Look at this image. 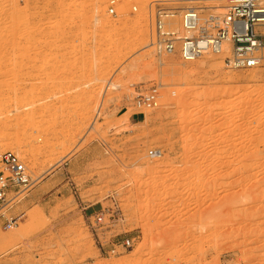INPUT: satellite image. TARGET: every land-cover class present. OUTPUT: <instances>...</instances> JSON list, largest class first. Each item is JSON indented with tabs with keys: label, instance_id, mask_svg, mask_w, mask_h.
I'll return each mask as SVG.
<instances>
[{
	"label": "rangeland",
	"instance_id": "obj_1",
	"mask_svg": "<svg viewBox=\"0 0 264 264\" xmlns=\"http://www.w3.org/2000/svg\"><path fill=\"white\" fill-rule=\"evenodd\" d=\"M228 1L134 0L113 17L110 0H0V157L36 180L17 226L0 221V264H264V62L231 75L225 53L150 47V10ZM153 85L160 107L139 115Z\"/></svg>",
	"mask_w": 264,
	"mask_h": 264
},
{
	"label": "built area",
	"instance_id": "obj_2",
	"mask_svg": "<svg viewBox=\"0 0 264 264\" xmlns=\"http://www.w3.org/2000/svg\"><path fill=\"white\" fill-rule=\"evenodd\" d=\"M123 5H130L132 12L138 11L134 0H110L109 15L117 17V8ZM222 11L210 13L205 8L191 5L178 14L173 9L156 7L149 12L150 47L159 55H178L184 63L209 54L225 53L228 56L225 65L229 70L234 69V63L240 64L239 72L261 66L264 62V0H230ZM173 15H179L180 19L173 22ZM172 27L179 30H172ZM132 106L139 115L157 110L160 107L159 86L136 91ZM149 155L156 159L162 154L152 150ZM35 183L18 154L8 151L0 157V221L5 230L17 226V218L10 216L9 211ZM105 218L106 213L102 210L95 214L91 223L98 239V230L105 224ZM133 243L134 240H127L117 245L130 248Z\"/></svg>",
	"mask_w": 264,
	"mask_h": 264
},
{
	"label": "bare ground",
	"instance_id": "obj_3",
	"mask_svg": "<svg viewBox=\"0 0 264 264\" xmlns=\"http://www.w3.org/2000/svg\"><path fill=\"white\" fill-rule=\"evenodd\" d=\"M173 18L176 19L177 17H176V16L174 17V15H173ZM174 22H175V21H174ZM146 47H149V45H147ZM227 57H228V56H226V58H227ZM192 62H193V61H192ZM164 63H165V62H164ZM166 64H169V63H166ZM170 65L172 66V68L174 69V71H176V72H181L180 69H177V68L174 67L175 63L173 64V63L171 62ZM233 66H234V69H230L229 72H230L231 75H236V74L239 72L241 66H240L239 63H234ZM169 190L171 191L172 188L169 189Z\"/></svg>",
	"mask_w": 264,
	"mask_h": 264
},
{
	"label": "crops",
	"instance_id": "obj_4",
	"mask_svg": "<svg viewBox=\"0 0 264 264\" xmlns=\"http://www.w3.org/2000/svg\"><path fill=\"white\" fill-rule=\"evenodd\" d=\"M14 218H19V217H16V216H13ZM17 223H18V220H17Z\"/></svg>",
	"mask_w": 264,
	"mask_h": 264
}]
</instances>
